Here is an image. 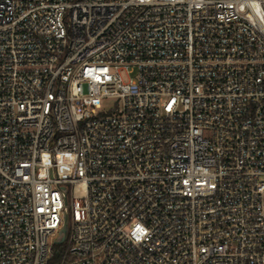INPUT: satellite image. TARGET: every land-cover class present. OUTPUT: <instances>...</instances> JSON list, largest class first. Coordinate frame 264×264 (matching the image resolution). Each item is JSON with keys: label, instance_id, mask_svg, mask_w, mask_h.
Returning <instances> with one entry per match:
<instances>
[{"label": "built area", "instance_id": "built-area-1", "mask_svg": "<svg viewBox=\"0 0 264 264\" xmlns=\"http://www.w3.org/2000/svg\"><path fill=\"white\" fill-rule=\"evenodd\" d=\"M65 224L56 264H264V0H0V264Z\"/></svg>", "mask_w": 264, "mask_h": 264}, {"label": "trees", "instance_id": "trees-1", "mask_svg": "<svg viewBox=\"0 0 264 264\" xmlns=\"http://www.w3.org/2000/svg\"><path fill=\"white\" fill-rule=\"evenodd\" d=\"M64 248H65V243H59V242L55 243L53 246V255L49 260L48 264H56L60 260Z\"/></svg>", "mask_w": 264, "mask_h": 264}, {"label": "water", "instance_id": "water-1", "mask_svg": "<svg viewBox=\"0 0 264 264\" xmlns=\"http://www.w3.org/2000/svg\"><path fill=\"white\" fill-rule=\"evenodd\" d=\"M66 230H67V226L66 224L64 225L63 229H62V236H61V239L58 241L59 243H63L64 240H65V233H66Z\"/></svg>", "mask_w": 264, "mask_h": 264}, {"label": "rangeland", "instance_id": "rangeland-1", "mask_svg": "<svg viewBox=\"0 0 264 264\" xmlns=\"http://www.w3.org/2000/svg\"><path fill=\"white\" fill-rule=\"evenodd\" d=\"M59 236V235H58Z\"/></svg>", "mask_w": 264, "mask_h": 264}]
</instances>
